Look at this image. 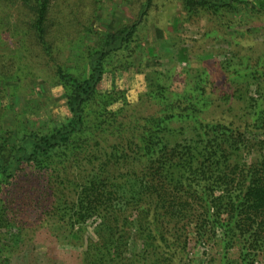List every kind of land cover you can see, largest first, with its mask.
Masks as SVG:
<instances>
[{
    "label": "trees",
    "instance_id": "obj_1",
    "mask_svg": "<svg viewBox=\"0 0 264 264\" xmlns=\"http://www.w3.org/2000/svg\"><path fill=\"white\" fill-rule=\"evenodd\" d=\"M7 2L22 15L18 49L28 38L47 57L66 114L36 123L2 103L9 80L35 73L25 52H4L0 5V264H56L67 250L76 264H264V53L250 40L264 0H127L128 20L103 32L89 23L95 0L65 20L54 0ZM164 11L205 19L197 64L147 72L139 27ZM218 38L230 48L204 63L215 49L202 39ZM133 67L147 82L135 103L101 89L106 73Z\"/></svg>",
    "mask_w": 264,
    "mask_h": 264
},
{
    "label": "rangeland",
    "instance_id": "obj_2",
    "mask_svg": "<svg viewBox=\"0 0 264 264\" xmlns=\"http://www.w3.org/2000/svg\"><path fill=\"white\" fill-rule=\"evenodd\" d=\"M76 1L83 2V0H54L53 12L56 14V17L60 20H65L68 17L69 10L72 8L77 11H82V9H76ZM87 1L88 0H86V2ZM94 4L95 12L92 14L91 21H89L94 30L103 32L107 28L115 27L117 24L128 20V17L125 15V10L129 7L127 0H95ZM0 5H3L2 7H4L1 9L4 11V30L6 31L2 36L8 43L7 49L4 52L10 55L25 52L26 61L28 62L27 65L32 67L35 73V77L30 81H28V79H30L28 78L23 84L13 83L15 82V79L9 80L6 84V89L9 93L6 95L2 103L13 104L16 109L26 108L27 117L35 120L34 122L36 123L45 121L49 114L54 118L60 119L66 114L63 98L61 96L62 89L58 84L50 82L52 78V70L48 64L47 57L41 52L34 40L28 38L24 39V44L22 45L25 50L18 49V46L21 44L17 43L18 41H16L11 34H13L12 29L14 23L22 17V15L16 4H10L7 2L1 3ZM81 6L84 7L83 4H81ZM168 9L171 10L169 13H173L174 9H172V5H169ZM166 11L163 13L151 14L149 20H145L139 27L141 44L143 47L149 46L153 49L151 55L145 56V63L148 65L147 72L152 70L165 71L172 66H174L175 70H178L179 68L186 67L188 64L192 66L197 64L196 54L192 53V55L189 56V51L191 49H194L195 51L197 50L196 44L193 40H199L202 38V33L206 24L205 19L201 18L197 22H176L169 18L166 21L164 18L168 12ZM130 12L132 14L131 18H135L136 9L134 10V8L130 6ZM240 12L241 14H246V11L242 8L240 9ZM93 38H95L94 35H88L89 40H92ZM254 39L256 40L255 42L257 44L255 45L259 49L258 51L264 53V27L253 31L250 40L252 41ZM200 44L207 46V48L215 49L213 53H211L212 51H209L211 54H208V52L202 54V56L207 54L212 57L202 58L200 55L199 58L205 59L204 63L206 62L207 64L212 63L213 58L221 59L226 50L230 48L229 41L219 38L212 42H210V40L202 39ZM58 45L61 46V44ZM217 48L219 49L216 50ZM61 54L62 55L58 58L63 62L67 58L69 51L64 49ZM74 54H76V50L74 51ZM5 58L6 60H10L8 57ZM146 84L145 73L140 72L137 68L133 67L128 70L117 71L114 74L106 73L101 83V89L106 90L109 89L111 85L116 86L119 90L125 91L127 101L133 104L137 101L138 94L146 89ZM182 86L183 84L178 80L173 79L171 82V87L173 89L180 90ZM11 87H13V89ZM11 91L12 93H10ZM8 122H12V119L9 118ZM88 226V230L91 232L90 222H88ZM5 244L6 241L0 239V249L1 246ZM208 246L209 244H202L201 249L205 248V250H208ZM37 250L41 253L45 251V247L40 246ZM74 255L75 253L70 250L61 252L58 255L59 258L56 264H76ZM72 256L73 258H71ZM207 257L208 256L206 255L203 259L206 260Z\"/></svg>",
    "mask_w": 264,
    "mask_h": 264
}]
</instances>
